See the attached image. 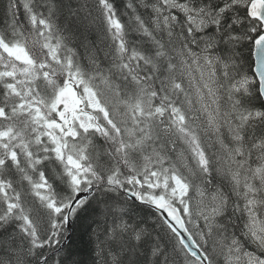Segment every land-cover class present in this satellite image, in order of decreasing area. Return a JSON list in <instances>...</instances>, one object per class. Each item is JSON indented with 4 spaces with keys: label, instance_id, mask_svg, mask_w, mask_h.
I'll use <instances>...</instances> for the list:
<instances>
[{
    "label": "snow or ice",
    "instance_id": "snow-or-ice-1",
    "mask_svg": "<svg viewBox=\"0 0 264 264\" xmlns=\"http://www.w3.org/2000/svg\"><path fill=\"white\" fill-rule=\"evenodd\" d=\"M0 264H264V0H0Z\"/></svg>",
    "mask_w": 264,
    "mask_h": 264
}]
</instances>
